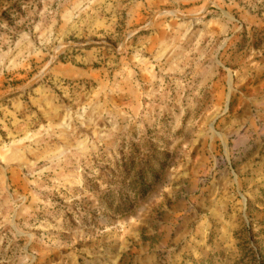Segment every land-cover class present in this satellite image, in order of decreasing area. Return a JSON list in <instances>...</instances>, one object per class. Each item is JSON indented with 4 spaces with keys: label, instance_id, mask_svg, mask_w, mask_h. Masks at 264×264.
<instances>
[{
    "label": "rangeland",
    "instance_id": "1",
    "mask_svg": "<svg viewBox=\"0 0 264 264\" xmlns=\"http://www.w3.org/2000/svg\"><path fill=\"white\" fill-rule=\"evenodd\" d=\"M0 264H264V0H0Z\"/></svg>",
    "mask_w": 264,
    "mask_h": 264
}]
</instances>
